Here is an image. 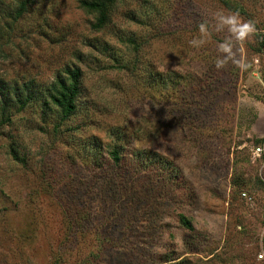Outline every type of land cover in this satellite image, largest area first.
Returning <instances> with one entry per match:
<instances>
[{
	"label": "rangeland",
	"instance_id": "obj_1",
	"mask_svg": "<svg viewBox=\"0 0 264 264\" xmlns=\"http://www.w3.org/2000/svg\"><path fill=\"white\" fill-rule=\"evenodd\" d=\"M81 1L0 0V264H264V0Z\"/></svg>",
	"mask_w": 264,
	"mask_h": 264
},
{
	"label": "trees",
	"instance_id": "obj_2",
	"mask_svg": "<svg viewBox=\"0 0 264 264\" xmlns=\"http://www.w3.org/2000/svg\"><path fill=\"white\" fill-rule=\"evenodd\" d=\"M222 1L228 4L227 1ZM115 2L116 0H82L80 2L83 10L94 15L95 22L91 25L92 29L101 30L106 26ZM19 15L20 13L17 17ZM256 37L259 40L261 49H264V35L259 33L256 34ZM65 74V78L57 79L51 85L47 93L48 100L44 102V104H51L58 108L62 121L68 119L75 112L76 100L80 93V71L78 69H67ZM31 86L32 81L23 83L22 86L0 83V111L2 112V116L8 109L13 108V106H17V111L24 110L27 107L34 97L32 92L29 91ZM9 121L10 119L6 118L1 122L6 123ZM112 153L114 160L117 161V152L113 151ZM13 159L20 161L15 153H13ZM179 220L185 228L191 229L189 221L182 214L179 215Z\"/></svg>",
	"mask_w": 264,
	"mask_h": 264
},
{
	"label": "built area",
	"instance_id": "obj_3",
	"mask_svg": "<svg viewBox=\"0 0 264 264\" xmlns=\"http://www.w3.org/2000/svg\"><path fill=\"white\" fill-rule=\"evenodd\" d=\"M252 153L254 155H257L258 157H263L264 158V139L262 140L261 144H258L254 147ZM264 255L259 254L258 258L263 259Z\"/></svg>",
	"mask_w": 264,
	"mask_h": 264
}]
</instances>
